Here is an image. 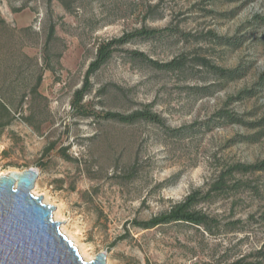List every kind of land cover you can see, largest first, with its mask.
<instances>
[{
    "label": "rangeland",
    "instance_id": "1",
    "mask_svg": "<svg viewBox=\"0 0 264 264\" xmlns=\"http://www.w3.org/2000/svg\"><path fill=\"white\" fill-rule=\"evenodd\" d=\"M21 5L31 12L28 24L14 18L19 11L11 7ZM256 14L264 15V0H0V101L7 107L0 106V175L37 170L31 192L55 205L52 218L83 260L104 251L105 264H264V171H233L226 187L207 193L230 164L264 157V124L214 115L227 108L246 121L264 118V85L229 99L264 72V22ZM137 28L155 32L119 45L90 76L81 103L91 114L73 109L98 42ZM212 32L240 44H221ZM132 50L160 62L184 58L185 68L153 67ZM202 57L248 69L228 80ZM145 104L163 124L102 117ZM194 190L205 197L193 207L216 220L209 228L135 225Z\"/></svg>",
    "mask_w": 264,
    "mask_h": 264
},
{
    "label": "trees",
    "instance_id": "2",
    "mask_svg": "<svg viewBox=\"0 0 264 264\" xmlns=\"http://www.w3.org/2000/svg\"><path fill=\"white\" fill-rule=\"evenodd\" d=\"M11 9L12 11H20L23 9V5L16 8L11 7ZM254 19L256 21L264 22V15L256 14L254 16ZM28 28L30 27L26 26L24 29H28ZM154 32L155 30H148L146 28H137L129 32H124L123 34L117 37L100 40L96 46L94 57L88 63V66L83 76L82 85L79 88L75 89L73 92V98L70 103L71 107L76 110L79 109L81 111L80 113L83 115L91 114V112H88L87 110L84 109V105L81 103L84 94H86L90 89V85H91L90 76L112 56V53L116 50V48L119 45L129 42L134 37H138V36L147 37L153 34ZM53 35H54V24H50L47 30V37H46L47 43L52 37H54ZM211 35L221 44H228L233 46H237L240 44V40H234V37L220 36L214 34L213 32L211 33ZM130 54L132 55V57H140L146 60L150 65L156 68L172 70V71L183 70L185 68L184 58L181 57H173L168 61L160 62L158 60L147 57L141 51L132 50L130 51ZM48 63L46 64L47 67L52 72L56 73L54 66ZM200 63L202 65L209 67L219 77L228 80L240 78L245 74L246 70L248 69V67L244 66L242 63H238L237 65L229 68L211 64L209 60L205 57L200 58ZM40 82H41V76L39 74L36 77L35 83L33 85V89H36L39 86ZM263 85H264V72H262L258 76L257 80L253 83V86L249 88L240 89L235 95L229 96V99L241 100L244 97L252 96L255 94L257 86H263ZM0 106L7 111L6 105L3 104L1 101H0ZM214 115L217 116L219 119H222L223 122L230 124L232 123L241 124V125H247L249 127H255L264 124V118H262L261 120L259 119L254 121H246L244 120L242 115L227 108L219 109ZM102 117L115 119L120 122H126V123L133 122L136 120H144L158 124L164 123L162 117L157 112L153 111L150 108V104H145L143 105V107L127 113L107 110L103 112ZM254 135L255 134H251V135H246L244 137L246 139L247 138L255 139L253 138ZM233 171H239V172L264 171V157L260 160L250 163L236 162L234 164H230L224 170L221 171L219 177L211 184L207 193L213 190H220L226 187L225 176L231 174ZM203 197L205 196L201 195L199 190H194L189 194H187L182 200L174 203L168 210L153 215L142 222H137V223L135 222V225L143 228H149L163 223L178 221V222H188L196 225H202L205 228H209V225L216 221L215 218L211 217L206 212L195 209L193 207L194 204L197 203ZM259 253H262L263 255L264 252H259ZM259 263H260L259 261L244 262L243 259L240 258L228 264H259Z\"/></svg>",
    "mask_w": 264,
    "mask_h": 264
},
{
    "label": "water",
    "instance_id": "3",
    "mask_svg": "<svg viewBox=\"0 0 264 264\" xmlns=\"http://www.w3.org/2000/svg\"><path fill=\"white\" fill-rule=\"evenodd\" d=\"M35 168L0 175V264H105L99 251L83 260L52 218L55 205L31 192Z\"/></svg>",
    "mask_w": 264,
    "mask_h": 264
},
{
    "label": "crops",
    "instance_id": "4",
    "mask_svg": "<svg viewBox=\"0 0 264 264\" xmlns=\"http://www.w3.org/2000/svg\"><path fill=\"white\" fill-rule=\"evenodd\" d=\"M19 15L20 18H18V20L22 21V24H28L30 17H31V12L29 10H21L19 12H15V16L14 18L16 19V16ZM17 20V21H18ZM26 20V21H25ZM24 21V22H23Z\"/></svg>",
    "mask_w": 264,
    "mask_h": 264
},
{
    "label": "bare ground",
    "instance_id": "5",
    "mask_svg": "<svg viewBox=\"0 0 264 264\" xmlns=\"http://www.w3.org/2000/svg\"><path fill=\"white\" fill-rule=\"evenodd\" d=\"M58 215H59V210H56V211L53 213V216L56 218Z\"/></svg>",
    "mask_w": 264,
    "mask_h": 264
}]
</instances>
